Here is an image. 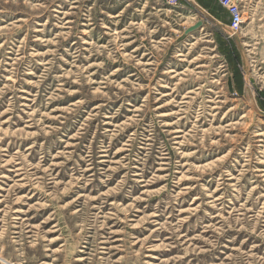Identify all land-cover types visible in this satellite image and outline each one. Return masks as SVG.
Returning <instances> with one entry per match:
<instances>
[{"label": "rangeland", "instance_id": "374dc122", "mask_svg": "<svg viewBox=\"0 0 264 264\" xmlns=\"http://www.w3.org/2000/svg\"><path fill=\"white\" fill-rule=\"evenodd\" d=\"M235 1L234 35L218 0H0V264H264V0Z\"/></svg>", "mask_w": 264, "mask_h": 264}, {"label": "built area", "instance_id": "2783aa9c", "mask_svg": "<svg viewBox=\"0 0 264 264\" xmlns=\"http://www.w3.org/2000/svg\"><path fill=\"white\" fill-rule=\"evenodd\" d=\"M218 2L229 16L228 28L230 32L234 35L237 34L243 23V16L238 2L235 0H218Z\"/></svg>", "mask_w": 264, "mask_h": 264}, {"label": "water", "instance_id": "95a60500", "mask_svg": "<svg viewBox=\"0 0 264 264\" xmlns=\"http://www.w3.org/2000/svg\"><path fill=\"white\" fill-rule=\"evenodd\" d=\"M201 22H198L194 27H191L187 32H192L201 27Z\"/></svg>", "mask_w": 264, "mask_h": 264}]
</instances>
